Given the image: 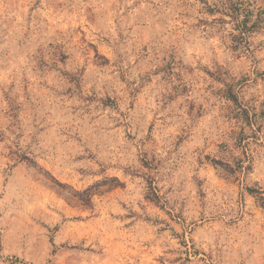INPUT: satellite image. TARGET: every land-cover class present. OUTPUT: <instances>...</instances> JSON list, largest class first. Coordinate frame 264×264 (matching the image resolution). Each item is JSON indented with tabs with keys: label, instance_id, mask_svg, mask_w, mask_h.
<instances>
[{
	"label": "rangeland",
	"instance_id": "374dc122",
	"mask_svg": "<svg viewBox=\"0 0 264 264\" xmlns=\"http://www.w3.org/2000/svg\"><path fill=\"white\" fill-rule=\"evenodd\" d=\"M0 264H264V0H0Z\"/></svg>",
	"mask_w": 264,
	"mask_h": 264
}]
</instances>
